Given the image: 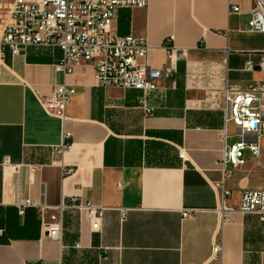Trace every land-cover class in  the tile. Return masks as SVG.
Returning <instances> with one entry per match:
<instances>
[{
  "label": "crops",
  "instance_id": "obj_1",
  "mask_svg": "<svg viewBox=\"0 0 264 264\" xmlns=\"http://www.w3.org/2000/svg\"><path fill=\"white\" fill-rule=\"evenodd\" d=\"M14 1L0 0V26ZM254 6L149 0L144 8H121L113 32L144 37L148 63L171 71L146 92L97 86L91 63L66 78L55 73L58 47L29 46L6 58L0 264H264V216L239 211L244 190L264 191V137L260 157L247 151L237 167L221 161L225 145L237 141L224 139L225 86L264 85V70L244 69L264 54V32L249 28ZM63 82L76 90L65 118L47 107ZM222 183L234 211H219ZM72 198L105 207L98 229L88 212L67 209L62 240H52L39 209L18 211L40 201L51 208L46 222ZM186 210L194 211L184 216ZM215 244L222 245L217 258Z\"/></svg>",
  "mask_w": 264,
  "mask_h": 264
},
{
  "label": "built area",
  "instance_id": "obj_2",
  "mask_svg": "<svg viewBox=\"0 0 264 264\" xmlns=\"http://www.w3.org/2000/svg\"><path fill=\"white\" fill-rule=\"evenodd\" d=\"M148 4L149 0H15L6 21L0 26V67L5 65L9 55L18 56L29 46L58 47L63 55L54 64V71L65 78L77 65L86 62L94 66L97 86L145 92L155 90L161 80L171 76V71L154 68L148 63L150 46L144 37L122 36L113 32V24L121 8H144ZM232 9L238 11L239 7L232 6ZM251 13L250 30L264 32V0H255ZM166 47L173 49L171 39L167 40ZM256 67L264 70V54L258 62L249 58L244 69L253 71ZM75 91L66 82L55 83V96L47 103L49 112L65 118ZM146 111L149 113L151 109L146 107ZM223 116L224 139L235 136L237 141L225 145L222 164L243 165L247 151L254 157H260L264 137V85L258 82L240 88L227 84ZM230 124L234 125V135L228 133ZM219 187L222 190L219 211H234L227 203L231 191L223 183ZM28 208L39 209L46 237L58 241L62 240L67 209L88 212L94 219L95 229L99 228L105 210V207L95 206L90 201L72 198L69 202L62 201L45 222V211L51 209L49 206L27 200L18 206L19 214H25ZM121 211L125 216L126 210ZM193 211L186 210L183 215L190 216ZM239 211L264 216V191L244 190ZM221 251L222 245L215 244L213 257L217 258Z\"/></svg>",
  "mask_w": 264,
  "mask_h": 264
},
{
  "label": "rangeland",
  "instance_id": "obj_3",
  "mask_svg": "<svg viewBox=\"0 0 264 264\" xmlns=\"http://www.w3.org/2000/svg\"><path fill=\"white\" fill-rule=\"evenodd\" d=\"M231 130H234V127L231 126Z\"/></svg>",
  "mask_w": 264,
  "mask_h": 264
}]
</instances>
